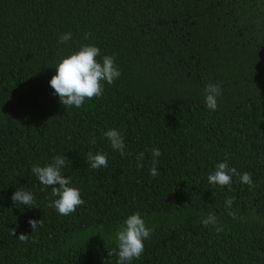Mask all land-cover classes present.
<instances>
[{
    "label": "trees",
    "instance_id": "1",
    "mask_svg": "<svg viewBox=\"0 0 264 264\" xmlns=\"http://www.w3.org/2000/svg\"><path fill=\"white\" fill-rule=\"evenodd\" d=\"M82 44L115 55L121 76L66 107L49 81L60 54ZM207 83L222 89L215 111ZM110 129L128 155L112 149ZM89 152L108 166L92 169ZM54 155L84 200L67 216L31 172ZM220 162L253 186L236 175L231 190L210 184ZM19 187L30 207L12 201ZM136 212L152 232L130 264H264V0H0V264H117L108 249ZM209 214L216 225L201 223ZM30 218L43 226L32 232Z\"/></svg>",
    "mask_w": 264,
    "mask_h": 264
},
{
    "label": "clouds",
    "instance_id": "2",
    "mask_svg": "<svg viewBox=\"0 0 264 264\" xmlns=\"http://www.w3.org/2000/svg\"><path fill=\"white\" fill-rule=\"evenodd\" d=\"M91 33H85V39H89ZM72 38V33H64L60 36V42L66 43ZM101 57V59H98ZM55 74L51 77L49 84L54 90V94L59 97L60 103L66 107L75 106L80 108L86 100H92L100 97L104 93V84L112 85L115 80L121 76V71L115 63V55H102L101 50L95 44H82L78 49L70 51L68 54H60V58L54 64ZM205 104L209 110L215 111L218 107L217 98L222 95V89L219 84L207 83L204 88ZM110 140L113 150H118L121 156L128 153L124 151V137L117 129H110L104 133ZM92 143H95L93 140ZM159 148L152 149L153 162L150 168V175H158L156 164L157 157L161 156ZM225 153V158H227ZM144 153L137 156L138 166L143 167L141 161ZM87 164L92 169H101L108 166L107 154L89 152L86 157ZM67 160L64 156L54 155L51 162L45 166L33 165L31 172L39 182L47 187H51V196L56 199L49 200V207L55 208L62 215L67 216L76 211L77 207L84 204L80 190L71 185V178L62 174V169L66 166ZM236 175L244 184L253 186L251 173L237 172L235 167H229L228 163L220 162L216 165L215 171L209 173L207 179L212 185L221 187L229 186L231 190L232 177ZM15 204L31 206L34 196L31 192L19 187L11 197ZM234 198H227L225 206L229 209V214L235 218L236 213L231 211ZM28 223L34 232L38 227L43 226L42 218L37 221L30 218ZM201 223L204 226L209 224L216 225L217 218L215 214H209ZM103 226L101 225V229ZM216 231H222L220 226ZM152 230L146 226L145 220L139 212L129 215L124 223L116 230V248L108 249V255H117V264H130L133 259H139L145 249L144 241L151 238ZM99 233V232H98ZM13 236L16 235V229H12ZM21 242L26 243L29 235L21 233L17 237Z\"/></svg>",
    "mask_w": 264,
    "mask_h": 264
}]
</instances>
